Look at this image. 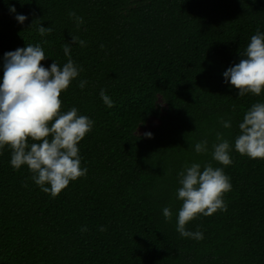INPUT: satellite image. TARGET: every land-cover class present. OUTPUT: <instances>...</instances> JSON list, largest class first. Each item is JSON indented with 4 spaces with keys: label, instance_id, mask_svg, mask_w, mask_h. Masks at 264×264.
Here are the masks:
<instances>
[{
    "label": "trees",
    "instance_id": "1",
    "mask_svg": "<svg viewBox=\"0 0 264 264\" xmlns=\"http://www.w3.org/2000/svg\"><path fill=\"white\" fill-rule=\"evenodd\" d=\"M69 12L83 17L79 28ZM41 24L53 31L41 36ZM258 29L264 0H0V82L4 53L39 45L46 67L63 66L69 44L83 70L62 92V110L76 107L95 122L78 145L87 175L56 198L0 149V264H264V159L234 148L264 91L241 97L223 76ZM72 34L86 45L71 44ZM151 117L160 122L148 138L138 128ZM216 132L233 146L227 167L211 155ZM205 139L208 153L197 154ZM192 163L224 167L232 184L226 212L186 225L200 241L176 230L178 174Z\"/></svg>",
    "mask_w": 264,
    "mask_h": 264
},
{
    "label": "clouds",
    "instance_id": "2",
    "mask_svg": "<svg viewBox=\"0 0 264 264\" xmlns=\"http://www.w3.org/2000/svg\"><path fill=\"white\" fill-rule=\"evenodd\" d=\"M10 11L16 12L15 6ZM69 16L74 18L77 28L84 23L83 17L76 16L75 12H69ZM15 18L21 24L28 19L23 14H17ZM52 31L43 24L38 28L41 36ZM77 43L81 47L86 45L79 36L72 34L71 44ZM63 51L68 57L67 62L60 66L54 59L50 67L42 63L49 56L39 45L28 44L8 51L3 55L0 82V149L8 146L11 166L19 170L26 165L35 184L52 198L58 197L70 182L87 175L88 169L81 166L78 145L93 130L95 123L88 116L78 115L76 107L66 112L62 110V92L69 89L83 70L71 58L69 44L63 46ZM239 55V62L223 73L224 82L238 89L241 97L247 93L261 95L264 91V33L258 29ZM86 84L87 81L81 80L79 87L83 89ZM100 96L109 108L114 107L104 89ZM220 122L225 129L232 127L230 120L221 119ZM238 127L240 134L235 138V150L252 159H264V102L254 103ZM141 135L153 137L150 131L141 132ZM216 141L212 145V158L224 167L233 164L232 144L222 132H216ZM194 149L197 154L208 153V141L195 143ZM224 167H213L209 163L202 169L201 164L192 163L179 172L181 187L177 189V199L182 201V207L176 230L181 236L203 240L201 231H189L186 225L198 216L227 211L224 196L232 190V184ZM163 215L170 222L173 213L165 207ZM99 230L106 231L104 227ZM81 231H87V227Z\"/></svg>",
    "mask_w": 264,
    "mask_h": 264
},
{
    "label": "rangeland",
    "instance_id": "3",
    "mask_svg": "<svg viewBox=\"0 0 264 264\" xmlns=\"http://www.w3.org/2000/svg\"><path fill=\"white\" fill-rule=\"evenodd\" d=\"M160 120L158 117H151L149 118L144 124H142L139 128L138 131L140 132H145L153 127L157 126L159 124Z\"/></svg>",
    "mask_w": 264,
    "mask_h": 264
}]
</instances>
